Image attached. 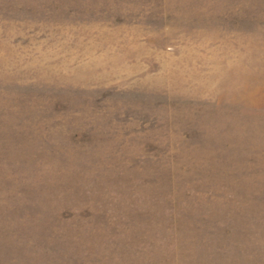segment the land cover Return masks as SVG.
<instances>
[{"label":"rangeland","instance_id":"374dc122","mask_svg":"<svg viewBox=\"0 0 264 264\" xmlns=\"http://www.w3.org/2000/svg\"><path fill=\"white\" fill-rule=\"evenodd\" d=\"M0 264H264V0H0Z\"/></svg>","mask_w":264,"mask_h":264}]
</instances>
